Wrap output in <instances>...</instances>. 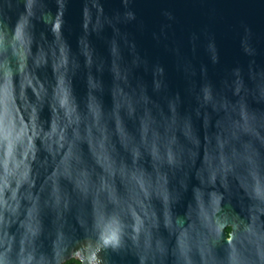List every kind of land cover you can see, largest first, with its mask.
<instances>
[{"label": "water", "instance_id": "95a60500", "mask_svg": "<svg viewBox=\"0 0 264 264\" xmlns=\"http://www.w3.org/2000/svg\"><path fill=\"white\" fill-rule=\"evenodd\" d=\"M24 12L0 0V133L12 146L0 241L11 254L183 264L187 250L194 264H228L233 231L242 247L250 227L264 236V188L252 190L257 173L264 185L253 164L264 0H34L27 22ZM116 212L142 228L112 251L95 236Z\"/></svg>", "mask_w": 264, "mask_h": 264}, {"label": "clouds", "instance_id": "9594fccd", "mask_svg": "<svg viewBox=\"0 0 264 264\" xmlns=\"http://www.w3.org/2000/svg\"><path fill=\"white\" fill-rule=\"evenodd\" d=\"M25 12L22 14L21 19L27 22L31 16L34 0H23ZM132 19H135L134 15H131ZM160 16L165 18L170 23H175L177 16L175 11L170 8H161ZM3 27V23H0V28ZM19 27V23H18ZM239 27L244 30L246 34L251 36L252 29L244 21L239 22ZM62 103V102H61ZM244 125L247 126V117L244 118ZM12 152V146L8 139L0 133V208L4 206L5 195V182L12 178L11 165L9 163ZM258 157L253 164L259 168L264 166V143H261L257 148ZM165 159L169 165L174 163V155L171 152L165 153ZM258 185L264 188V185L260 184L259 173L252 177V190L253 194L257 192ZM264 219V217H262ZM4 216L0 214V224H3ZM135 224V229L131 226ZM230 225H225L224 229H221V233L227 232ZM141 222L138 218H133L131 214L126 212H116L109 218V222L96 232L95 239L99 241L102 248L112 251L121 249L125 243L129 241L138 240L141 235ZM247 236L250 239L245 240L247 247H242L236 243L235 232L233 231V244L229 256L228 264H264V236H261L259 230L255 226L250 227L247 231ZM3 243V241H0ZM183 264H194V260L189 256L187 250L182 252ZM7 256L8 260L6 264H26L25 259H18L14 254H11V250L6 243H3V247L0 248V257ZM198 260V257H197ZM0 264H5L0 260Z\"/></svg>", "mask_w": 264, "mask_h": 264}, {"label": "trees", "instance_id": "16d2710c", "mask_svg": "<svg viewBox=\"0 0 264 264\" xmlns=\"http://www.w3.org/2000/svg\"><path fill=\"white\" fill-rule=\"evenodd\" d=\"M231 230V228H229L227 230V232H229ZM63 264H82L81 261L78 258H73L68 260L67 262L63 263Z\"/></svg>", "mask_w": 264, "mask_h": 264}, {"label": "flooded vegetation", "instance_id": "af4514ba", "mask_svg": "<svg viewBox=\"0 0 264 264\" xmlns=\"http://www.w3.org/2000/svg\"><path fill=\"white\" fill-rule=\"evenodd\" d=\"M231 228V227H230ZM230 232H231V230L229 231V232H227V235L229 236L230 235ZM82 263V262H81Z\"/></svg>", "mask_w": 264, "mask_h": 264}]
</instances>
